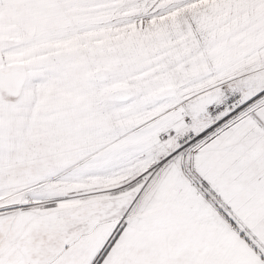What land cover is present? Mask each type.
Listing matches in <instances>:
<instances>
[{"label":"snow or ice","instance_id":"1","mask_svg":"<svg viewBox=\"0 0 264 264\" xmlns=\"http://www.w3.org/2000/svg\"><path fill=\"white\" fill-rule=\"evenodd\" d=\"M0 264H264V0H0Z\"/></svg>","mask_w":264,"mask_h":264}]
</instances>
